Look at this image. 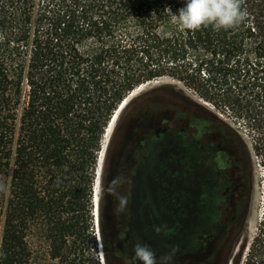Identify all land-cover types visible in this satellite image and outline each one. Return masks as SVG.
<instances>
[{"label": "trees", "instance_id": "trees-1", "mask_svg": "<svg viewBox=\"0 0 264 264\" xmlns=\"http://www.w3.org/2000/svg\"><path fill=\"white\" fill-rule=\"evenodd\" d=\"M165 8L163 0H0V264H99L90 228L103 133L136 86L194 77L178 63L185 44L210 48L206 75L232 74L224 64L235 60L264 86V0L227 31L183 29ZM245 264H264V215Z\"/></svg>", "mask_w": 264, "mask_h": 264}, {"label": "flooded vegetation", "instance_id": "flooded-vegetation-1", "mask_svg": "<svg viewBox=\"0 0 264 264\" xmlns=\"http://www.w3.org/2000/svg\"><path fill=\"white\" fill-rule=\"evenodd\" d=\"M142 91L124 107L131 94L121 101L101 149L104 264H142L133 258L136 243L149 245L158 261L171 255L168 264H231L252 209L247 149L235 130L205 106L177 93L138 95ZM116 176L124 177L116 188L126 197L120 213L115 195L107 191Z\"/></svg>", "mask_w": 264, "mask_h": 264}, {"label": "rangeland", "instance_id": "rangeland-1", "mask_svg": "<svg viewBox=\"0 0 264 264\" xmlns=\"http://www.w3.org/2000/svg\"><path fill=\"white\" fill-rule=\"evenodd\" d=\"M254 0H248L249 5H245L248 11L251 2ZM164 5L170 7L172 12H176V9L184 7L186 0H163ZM176 23V22H175ZM252 56L254 51L250 52ZM211 55L209 47L204 44H199L198 48H194L189 44H185V57L178 63H181L183 68L187 69L194 77H185L184 79L174 78L170 76L161 77L155 80L147 81L148 83L145 90L140 94H144L148 91H158L161 93L172 92L178 95L187 97L190 101L199 103L205 106L207 109L214 112L218 117L226 121L236 132L238 138L243 142L247 149L253 174L254 190L251 216L248 222V228L244 241L247 242V247L243 250L237 246L236 252L234 250L231 256V264H245L246 258L250 251V245L253 242L255 235L259 232V224L264 215V86H257L256 83L250 80L247 72L240 69L242 65L234 63L235 60L230 61L229 66L224 64V67L228 68L232 65V74L229 73L224 76L220 73L212 76L206 75L204 71L207 68V64L201 63L203 56ZM219 58V54L217 55ZM223 65V64H222ZM221 66V65H220ZM234 74V75H233ZM141 83L140 85H142ZM140 85L129 91L124 99L131 94L133 90H136ZM208 89L212 94L209 98L203 90ZM224 95H231L232 98L237 99L239 105L233 108L231 105L222 100ZM122 99V101L124 100ZM121 104V103H120ZM119 104V106H120ZM108 126L103 133L100 151L98 153V162L96 173L94 177V184L97 173L101 167V158L103 155L102 146H105L108 140ZM102 153V154H101ZM100 173V172H99ZM94 184H93V197H94ZM94 200L92 198V211H91V250L94 252L96 260L100 263V256L98 254L97 238L95 234L94 223ZM72 238H69L68 245L71 243ZM244 241L241 246L244 245Z\"/></svg>", "mask_w": 264, "mask_h": 264}, {"label": "clouds", "instance_id": "clouds-1", "mask_svg": "<svg viewBox=\"0 0 264 264\" xmlns=\"http://www.w3.org/2000/svg\"><path fill=\"white\" fill-rule=\"evenodd\" d=\"M245 0H186L184 7L173 13L170 7L164 9L173 22L183 29L197 31L202 27H212L215 31L229 30L244 23L248 18L247 9L243 7ZM155 13H153L154 15ZM124 182L123 176H116L110 182L107 191L114 194L117 200L115 211L120 213L126 205V197L119 195L116 188ZM157 227L155 231L160 232ZM134 259L142 264H168L171 255L158 258L151 247L144 243H136L133 247Z\"/></svg>", "mask_w": 264, "mask_h": 264}, {"label": "built area", "instance_id": "built-area-1", "mask_svg": "<svg viewBox=\"0 0 264 264\" xmlns=\"http://www.w3.org/2000/svg\"><path fill=\"white\" fill-rule=\"evenodd\" d=\"M98 177H99V171L97 173ZM98 177L96 178V182L94 184V210H93V214H94V223H95V234H96V238H97V246H98V254L100 256V263L104 264V259H103V252H102V243H101V235H100V229H99V211H98V206L95 200V193H96V186L99 182Z\"/></svg>", "mask_w": 264, "mask_h": 264}, {"label": "bare ground", "instance_id": "bare-ground-1", "mask_svg": "<svg viewBox=\"0 0 264 264\" xmlns=\"http://www.w3.org/2000/svg\"><path fill=\"white\" fill-rule=\"evenodd\" d=\"M148 83H149V82H148ZM148 83H143V84L140 85L136 90H134L133 92H131V95H130L129 97H127V98L125 99V101H123L122 106L124 107L125 104H126V103L131 99V97L134 96L136 93H138V92L142 91L143 89H145ZM122 106H121V107H122ZM123 107H122V109H123ZM122 109H121V110H122ZM121 110H120V111H121ZM118 111H119V110H118ZM120 111H119V112H120ZM116 114H117V113H116ZM118 114H119V113H118ZM117 116H118V115H116V116L112 119V121H111V123H110V125H109V128H108V133H107V135L111 132V130H112L114 124L116 123L115 121H116ZM98 180H99V177H98ZM96 187H97V188H96V193H95V200H96V203H97V206H98V199H99V182H98V184H97Z\"/></svg>", "mask_w": 264, "mask_h": 264}, {"label": "water", "instance_id": "water-1", "mask_svg": "<svg viewBox=\"0 0 264 264\" xmlns=\"http://www.w3.org/2000/svg\"><path fill=\"white\" fill-rule=\"evenodd\" d=\"M247 245H248L247 242L244 241V245L241 246V244H239L238 246H239V249H242L243 250V246L245 248V247H247Z\"/></svg>", "mask_w": 264, "mask_h": 264}]
</instances>
